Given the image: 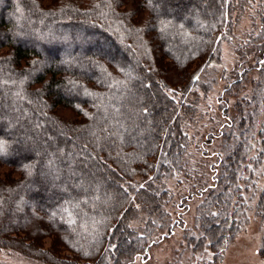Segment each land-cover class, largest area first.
I'll list each match as a JSON object with an SVG mask.
<instances>
[{
	"label": "trees",
	"instance_id": "16d2710c",
	"mask_svg": "<svg viewBox=\"0 0 264 264\" xmlns=\"http://www.w3.org/2000/svg\"><path fill=\"white\" fill-rule=\"evenodd\" d=\"M204 1L187 9V0H0V78L24 81L0 90L9 143L0 163L11 170L0 173V250L47 264H103L109 252L112 264L146 261L184 227L181 216L197 198L182 242L191 263H220L246 219L244 172L264 169V50L219 97L258 73L246 114L238 107L230 115L225 101L227 121L204 143L223 140L215 155L203 154L215 158L210 183L182 197L171 220L166 182L183 174L188 143L181 119L197 113L179 94L213 59L227 25L228 0ZM67 201L78 205L71 227L61 211ZM138 205L146 230L128 224ZM259 253L264 259V242Z\"/></svg>",
	"mask_w": 264,
	"mask_h": 264
},
{
	"label": "rangeland",
	"instance_id": "374dc122",
	"mask_svg": "<svg viewBox=\"0 0 264 264\" xmlns=\"http://www.w3.org/2000/svg\"><path fill=\"white\" fill-rule=\"evenodd\" d=\"M43 1L47 5L52 0ZM187 2V9H193L194 5L205 6L204 0H187ZM261 35L264 36V0H228L227 25L220 36V41L212 56L213 59L201 66L189 91L184 96L179 94L178 100L181 97L185 104L181 105L187 108L189 104H192L193 108L190 109L196 108L197 113L195 116L183 117V121L181 119L188 143L182 161L183 174L181 177L176 176L166 182V188L170 190L173 200L165 206L164 210L171 220L178 218L180 212L178 205L182 197H186L197 188L210 183V165L215 158H209L203 154H205L204 151H208L210 156L215 155V152L221 150L223 140L215 138L211 146L205 147L204 143L209 134L217 135V130L227 121L222 116V107L225 106V101L229 103L231 108L229 111L232 116L236 117V111L239 108L243 114L249 110L248 106L252 102V94L258 80L256 71L247 73V77L244 74L245 82L241 86L233 87L223 102L219 101V97L222 96L224 89L230 83L232 84L239 71L251 64L248 60L253 59L254 56L261 59L264 40L259 43H251V40H255ZM177 96L174 94V97ZM255 148L258 150L257 145ZM249 169L244 172L245 179L251 180L249 190L244 195L246 219L244 224L242 223L240 233L229 244L219 264H264V259L259 253L264 242V217L263 215L256 216L259 195L264 184V169L262 165H258L257 168L250 165ZM9 171H11L9 167L0 163L1 174ZM201 202L202 200L197 198L188 202L189 206L181 216V225L184 227L176 228L174 235L154 246L146 261L137 260L134 264H194V260L193 263L189 260L190 256L187 254L185 243L182 242V236L185 233L184 229L194 228L196 209ZM142 209L140 205L136 206V212H133L132 215L133 219L128 222L129 227L146 230L143 223L147 219V214ZM46 243L47 246L50 245L49 240ZM111 253H107L103 264L113 263L110 259ZM207 257H210L208 253ZM0 264L47 263L30 259L11 250H0Z\"/></svg>",
	"mask_w": 264,
	"mask_h": 264
},
{
	"label": "snow or ice",
	"instance_id": "6c2138e0",
	"mask_svg": "<svg viewBox=\"0 0 264 264\" xmlns=\"http://www.w3.org/2000/svg\"><path fill=\"white\" fill-rule=\"evenodd\" d=\"M105 2L108 3L109 0H105ZM149 3L150 4L153 3V0H149ZM197 79H198V77H197ZM23 82H24L23 80H21L19 82L13 80V81L10 82L8 80L0 78V90H3V88L5 86H8V87L11 88V87L16 86L17 84H19L20 87L22 88ZM116 83L119 84L120 82L117 81ZM86 94L87 95H94L93 93H88V92H86ZM12 95L15 98H18L19 101H22V100L25 99L22 91H20V90L15 91ZM16 102L17 101H14L13 106H15ZM29 102H31V101H29ZM116 111L118 112L119 109H116ZM85 115H87V113H85ZM2 119H3V117H0V120H2ZM37 127H39V124H37ZM2 131L3 130H0V158L6 157L8 155V152H9V143H8V141L6 139L3 138ZM53 165H54V161L50 160L48 162L49 168L52 169ZM25 167L27 169L28 166H25ZM66 203H67L68 206H61V211L67 217V222L69 224V227H71L72 225L76 224V220L73 218V211H74L75 207H77L78 205L73 204L72 201H67ZM51 215H52V218L55 219V217L57 216V212H53ZM81 227H84V225H81ZM93 227H94V225H93ZM80 251L83 252L84 256H88L89 255V253L86 250H84V249H80Z\"/></svg>",
	"mask_w": 264,
	"mask_h": 264
}]
</instances>
